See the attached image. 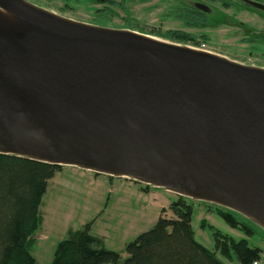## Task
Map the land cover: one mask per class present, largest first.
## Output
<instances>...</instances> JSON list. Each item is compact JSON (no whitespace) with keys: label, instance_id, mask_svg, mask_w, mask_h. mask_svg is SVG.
Returning <instances> with one entry per match:
<instances>
[{"label":"water","instance_id":"95a60500","mask_svg":"<svg viewBox=\"0 0 264 264\" xmlns=\"http://www.w3.org/2000/svg\"><path fill=\"white\" fill-rule=\"evenodd\" d=\"M0 154L131 179L264 230V68L0 0Z\"/></svg>","mask_w":264,"mask_h":264},{"label":"rangeland","instance_id":"374dc122","mask_svg":"<svg viewBox=\"0 0 264 264\" xmlns=\"http://www.w3.org/2000/svg\"><path fill=\"white\" fill-rule=\"evenodd\" d=\"M26 1L54 14L88 24H93L91 21L97 17L94 8L104 7L103 3L95 4L91 0ZM67 3L71 7H67ZM155 5L150 2L144 4L134 2L130 4V17L126 16L124 11L115 9L116 11H111V14L107 13L109 23L114 24L112 28L135 30L166 42L198 49L203 47L208 52L225 56L234 62L264 68V47L258 46L254 49L244 46L239 41L243 38L241 31L239 33L227 31L234 37L225 39L224 30L216 34L215 39L211 38L209 43L201 42L198 45L165 38L174 35L167 31L180 27V23L169 19L164 13L168 9L167 6ZM128 17L129 20L125 21ZM251 50H255L253 56L250 55ZM63 168V171L57 173L50 181L48 192L42 200L40 213L43 221L33 235L34 243L30 248V253L37 264H52L58 244L66 239L68 231L81 230L88 223H92L91 233L101 237L108 250L117 252L122 260H125L128 258L126 246L144 232L153 229L159 218L171 220L177 218L172 205L180 201L181 197L164 188L146 186L126 178L106 177L76 167ZM186 201L193 207L192 229L197 242L207 250L216 252L214 232L221 231L236 241L247 240L251 248H260L262 253L255 264H264V230L260 226L245 216L234 213L239 228L233 227L218 214L219 210L228 212L227 209L191 199ZM217 257L224 264H241L236 254L228 259L217 252Z\"/></svg>","mask_w":264,"mask_h":264},{"label":"trees","instance_id":"16d2710c","mask_svg":"<svg viewBox=\"0 0 264 264\" xmlns=\"http://www.w3.org/2000/svg\"><path fill=\"white\" fill-rule=\"evenodd\" d=\"M165 38L184 44L188 41L174 35ZM63 169L0 154V264H37L30 248L43 221L42 200L52 178ZM187 199L181 197L172 205L177 214L175 220L161 217L153 229L129 243L125 260L108 250L102 238L91 233L92 223H88L81 230L68 231L66 239L58 244L52 264H224L217 252L228 259L236 254L241 264H255L259 260L260 248H251L247 240L236 241L221 231L214 232L216 252L197 242L192 229L193 207ZM234 213L218 211L230 225L239 228Z\"/></svg>","mask_w":264,"mask_h":264},{"label":"flooded vegetation","instance_id":"af4514ba","mask_svg":"<svg viewBox=\"0 0 264 264\" xmlns=\"http://www.w3.org/2000/svg\"><path fill=\"white\" fill-rule=\"evenodd\" d=\"M95 4L103 3V8H94L97 14L95 20L91 21L98 26L112 28L107 13L111 11H124L126 16L130 15V4L137 2L155 3V6L166 7L169 19L180 23V27L168 32L175 37L187 38L188 42L200 44L209 43L216 34L225 32L224 37L233 38L229 31L240 32L243 38L239 41L245 46L254 48L264 47V0H91ZM107 4V5H106ZM67 7L69 3L66 4ZM67 7L65 9H67ZM71 7V6H69ZM46 8V7H45ZM116 9V10H115ZM163 13V14H164ZM165 14V16H166ZM130 17V16H129ZM125 18L126 20H129ZM107 19V20H105ZM81 20V19H80ZM228 31V32H227ZM166 34V33H165ZM255 50L250 51L253 56Z\"/></svg>","mask_w":264,"mask_h":264},{"label":"bare ground","instance_id":"6f19581e","mask_svg":"<svg viewBox=\"0 0 264 264\" xmlns=\"http://www.w3.org/2000/svg\"><path fill=\"white\" fill-rule=\"evenodd\" d=\"M21 24L14 17H11L5 8H0V28H18Z\"/></svg>","mask_w":264,"mask_h":264},{"label":"built area","instance_id":"2783aa9c","mask_svg":"<svg viewBox=\"0 0 264 264\" xmlns=\"http://www.w3.org/2000/svg\"><path fill=\"white\" fill-rule=\"evenodd\" d=\"M203 49V47H201Z\"/></svg>","mask_w":264,"mask_h":264}]
</instances>
